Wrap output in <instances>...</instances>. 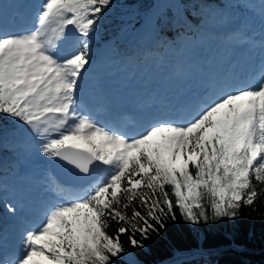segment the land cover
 I'll use <instances>...</instances> for the list:
<instances>
[{"label":"snow or ice","instance_id":"1","mask_svg":"<svg viewBox=\"0 0 264 264\" xmlns=\"http://www.w3.org/2000/svg\"><path fill=\"white\" fill-rule=\"evenodd\" d=\"M111 2L39 0L25 27L13 26L0 3V116L18 137L9 145L0 136V190L10 174L19 197L4 209L44 212L20 233L21 254L0 264H112L125 253L122 236L143 248L176 221V209L185 222L207 224L239 218L264 195V0L258 29L237 11L251 7L244 0L215 9L206 0L157 4L142 33L166 52L174 42L165 29L191 33L171 50L170 69L198 86L155 108L116 107L90 78V45ZM236 49L252 50L244 63L252 70L258 59L259 79L236 62L219 70ZM39 156L61 162L66 177L38 173Z\"/></svg>","mask_w":264,"mask_h":264},{"label":"trees","instance_id":"2","mask_svg":"<svg viewBox=\"0 0 264 264\" xmlns=\"http://www.w3.org/2000/svg\"><path fill=\"white\" fill-rule=\"evenodd\" d=\"M167 2L169 0H112L111 7L99 21L96 45L100 48L111 47L121 54L130 50L131 54L137 55L126 42V37L120 40V34L138 30L144 18L151 15L153 9L156 10L157 4ZM181 2L188 3L190 0ZM206 2L213 9L223 5L220 0ZM167 11L169 15L172 14L171 9ZM187 18L195 23L192 15ZM209 29L212 30V26ZM187 34L184 29L172 28L162 33L173 44H178ZM156 50L163 52L165 48L156 46ZM12 131V121L0 116V136L9 135ZM257 187L259 190L261 186ZM204 203L211 217L207 200ZM176 212V221H168L167 230L160 236L153 235L144 241L143 248L131 247L128 236H122L125 253L110 257L112 264H264V195L253 206H242L237 219L213 221L210 218L207 224L193 225L180 217L178 209ZM115 227L117 225L113 223L108 229L109 234H114ZM178 253L183 255L178 258Z\"/></svg>","mask_w":264,"mask_h":264},{"label":"rangeland","instance_id":"3","mask_svg":"<svg viewBox=\"0 0 264 264\" xmlns=\"http://www.w3.org/2000/svg\"><path fill=\"white\" fill-rule=\"evenodd\" d=\"M3 1H8V0H0V3ZM223 3L225 2V0H221ZM244 2H246L247 4L251 5V7L249 8H240L237 11L240 12L242 14V16L247 17L251 24L253 23L255 28L259 26V21H260V17H259V10L258 8L260 7L261 4V0H244ZM7 4V3H5ZM239 23V22H238ZM142 33V31L140 32ZM140 33H137L135 35V40L137 41H143L145 40V38H140ZM154 43V41L150 38L149 41L146 43L147 45H145L144 43H142V47L141 49L143 51H147V49H150V52H152V45H150V43ZM155 44V43H154ZM91 49V48H90ZM91 54L93 55V58L95 60L94 64H99L100 67V77L96 78V81H99L100 83L103 81V77L107 76L108 79H112V78H118V79H122V78H130L131 76H138L141 75L143 78L145 77V75H147L148 73H150V76H148V78L152 77V76H156L160 73H169L172 72L170 69V63H171V51L165 53L164 56L162 57H158L157 59L153 60L152 58L148 59V63H142L141 65H133L132 63L124 62L121 65H116V63L110 59L107 58L108 55H106L103 58H96L92 49H91ZM236 57H238V59H240L239 56V52H237ZM239 61V60H238ZM233 59L231 57V59H225L223 60L221 63H219L217 66H222L225 69L228 67H232L233 65ZM161 69V71H159L158 69ZM152 71H154L155 73L153 74ZM167 86H169V84H167ZM153 85L149 86L150 88H153ZM10 145V138L9 137H5ZM4 155L6 156H10V154L8 152H5ZM46 163L50 160L45 158ZM9 215H11L13 217V222H16L17 226H20L19 223V217L17 218V215H12L10 213H8ZM0 217H1V213H0ZM13 228V224H11L9 226V229ZM36 259V258H35ZM43 259V258H41Z\"/></svg>","mask_w":264,"mask_h":264},{"label":"bare ground","instance_id":"4","mask_svg":"<svg viewBox=\"0 0 264 264\" xmlns=\"http://www.w3.org/2000/svg\"><path fill=\"white\" fill-rule=\"evenodd\" d=\"M162 79H164V80H162V82H165V80H169V81H171V82H174L175 80H176V77H174L173 76V74H168V75H165V76H163L162 77ZM162 86H163V83H162ZM161 85H160V87L158 88V90H157V92L153 95V97L152 98H156V99H160V98H165L164 97V95L162 94L163 92H162V90H163V88L164 87H162ZM142 87V88H141ZM185 87H187V84H185L183 87H181L180 89H182V88H185ZM179 89V90H180ZM108 90H110V89H108ZM108 90H106V93H108ZM178 90V89H177ZM178 90V91H179ZM133 91H143V86H140L139 85V87H134V89H133ZM164 91H165V88H164ZM174 93V91L173 92H170L169 94H167L166 95V97H168V100L166 101V103H170V102H174V99H175V97L176 96H174V95H172ZM142 96H147V95H142ZM136 100L138 101V102H134V103H138V105H140V104H142V102H143V99H137L136 98ZM164 105H166L165 103H164Z\"/></svg>","mask_w":264,"mask_h":264},{"label":"water","instance_id":"5","mask_svg":"<svg viewBox=\"0 0 264 264\" xmlns=\"http://www.w3.org/2000/svg\"><path fill=\"white\" fill-rule=\"evenodd\" d=\"M50 168L56 177H60V178L66 177L65 170L61 167V162H59L58 160H52L50 162ZM99 173L100 171H98L97 174Z\"/></svg>","mask_w":264,"mask_h":264}]
</instances>
